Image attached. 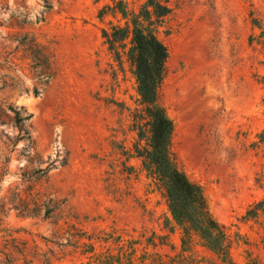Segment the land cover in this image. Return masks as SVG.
Listing matches in <instances>:
<instances>
[{
  "label": "rangeland",
  "instance_id": "1",
  "mask_svg": "<svg viewBox=\"0 0 264 264\" xmlns=\"http://www.w3.org/2000/svg\"><path fill=\"white\" fill-rule=\"evenodd\" d=\"M146 1L0 0V264H229L183 243L136 152L129 40L111 50L103 29ZM161 1L175 159L231 264H264V0Z\"/></svg>",
  "mask_w": 264,
  "mask_h": 264
},
{
  "label": "trees",
  "instance_id": "2",
  "mask_svg": "<svg viewBox=\"0 0 264 264\" xmlns=\"http://www.w3.org/2000/svg\"><path fill=\"white\" fill-rule=\"evenodd\" d=\"M119 10L125 24L113 26L111 31L103 29V37L111 50L129 40L126 55L134 66L143 105L138 134L144 143L137 145V155L148 175L165 194L168 211L174 225L182 232L183 243L196 235L203 246L224 263L231 264V241L225 226L212 213L203 187L178 166L172 151L174 120L160 103L170 51L158 35L159 20L170 13L171 7L161 0H147L138 12H129L126 8ZM9 109L14 112L17 124L32 117L31 113L21 115L20 110Z\"/></svg>",
  "mask_w": 264,
  "mask_h": 264
}]
</instances>
